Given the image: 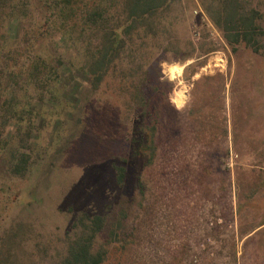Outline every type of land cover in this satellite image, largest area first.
Here are the masks:
<instances>
[{
  "label": "rangeland",
  "instance_id": "rangeland-1",
  "mask_svg": "<svg viewBox=\"0 0 264 264\" xmlns=\"http://www.w3.org/2000/svg\"><path fill=\"white\" fill-rule=\"evenodd\" d=\"M52 1L12 16L8 0L1 16L0 88L23 70L0 94L14 117L0 133L1 254L15 235L18 264H60L79 218L99 214L101 264H264V0L236 1L239 16L254 13L256 51L229 45L203 6L219 15L227 0H180L159 45L140 38L81 111L76 28L52 21ZM38 57L62 73L45 91L26 79Z\"/></svg>",
  "mask_w": 264,
  "mask_h": 264
},
{
  "label": "trees",
  "instance_id": "trees-1",
  "mask_svg": "<svg viewBox=\"0 0 264 264\" xmlns=\"http://www.w3.org/2000/svg\"><path fill=\"white\" fill-rule=\"evenodd\" d=\"M179 1L89 0V3H87L77 2L76 0H53L49 3L53 22H59L63 26L65 23L70 25L69 21H71L74 28H76V30L73 29L75 33L70 31L66 34L74 42L76 49L80 51V54L77 51L76 55L68 61L70 68L80 72L84 82L85 88L80 98L79 111H81L83 106L85 108L89 97L99 88L109 69L115 66L125 51L132 52V50L144 46L145 42L140 38H147L151 49L159 45L158 40L154 37L158 33L157 26L166 19L170 21L168 12ZM236 1H225L222 14L219 15L215 14V11L208 9L206 5L203 4V6L213 23L221 29L229 45L234 46L243 41L256 51L259 48L256 45L258 40L255 38V32L258 27L254 23V13L239 16ZM18 2V4H14L10 8V13H13L12 16L16 13L14 9L24 12V15L27 12L22 9L23 7L21 8L26 3V0H18ZM7 6H9L8 0H0V26L5 17L2 18L1 16ZM217 13L220 12L217 11ZM21 17L22 15H20ZM0 37L1 50V47H4L1 46L2 39L3 42L8 40L1 33ZM4 58H6L5 55L0 56V65L8 68V63ZM46 61L44 58L38 57L31 64V67H28L26 72L27 82L41 91L51 89L57 83H60L62 76V73L56 67L51 68V63L48 64ZM57 61L58 65L62 64L59 60ZM14 72L7 71L5 73L6 81L5 83L4 81L1 82L4 85L3 88H0V94H2L3 89H9L12 80L14 81L18 76L21 77L23 70ZM6 84L8 85L5 87ZM40 97H42L41 94ZM1 105L3 106V104ZM4 106L0 108V112L3 108L5 114L8 115H6L5 122H0V133L7 126L6 124L9 120L14 118L11 115L13 113L7 112ZM144 106L145 103L141 107ZM80 120L81 117L78 122ZM23 169L24 161L21 158L15 163H9L8 165V171L11 174H17ZM117 170L118 180L122 181L124 168L117 167ZM78 222L79 225H74L73 227L74 229L78 228L79 232L68 242L66 255L60 264H101L104 260V251L100 248L94 250L93 241L102 232L106 223L105 218L99 214L86 215L79 218ZM14 237L15 235L7 237V240H9L7 246L3 249L2 254L0 252V264H18L13 260L17 258L18 251L10 243Z\"/></svg>",
  "mask_w": 264,
  "mask_h": 264
},
{
  "label": "built area",
  "instance_id": "built-area-1",
  "mask_svg": "<svg viewBox=\"0 0 264 264\" xmlns=\"http://www.w3.org/2000/svg\"><path fill=\"white\" fill-rule=\"evenodd\" d=\"M197 7H198V8H196V9L193 10V13H194L195 15H200V16L206 18V15H205V13L203 12V10L201 9V7H199V6H197Z\"/></svg>",
  "mask_w": 264,
  "mask_h": 264
},
{
  "label": "bare ground",
  "instance_id": "bare-ground-1",
  "mask_svg": "<svg viewBox=\"0 0 264 264\" xmlns=\"http://www.w3.org/2000/svg\"><path fill=\"white\" fill-rule=\"evenodd\" d=\"M180 94H181V92H176V94H175V98H178L179 96H180Z\"/></svg>",
  "mask_w": 264,
  "mask_h": 264
}]
</instances>
